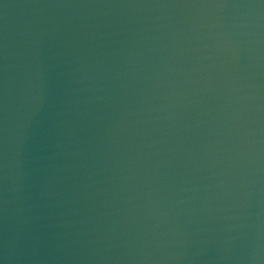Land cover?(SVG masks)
Segmentation results:
<instances>
[{
  "label": "water",
  "instance_id": "95a60500",
  "mask_svg": "<svg viewBox=\"0 0 264 264\" xmlns=\"http://www.w3.org/2000/svg\"><path fill=\"white\" fill-rule=\"evenodd\" d=\"M0 264H264V0H0Z\"/></svg>",
  "mask_w": 264,
  "mask_h": 264
}]
</instances>
